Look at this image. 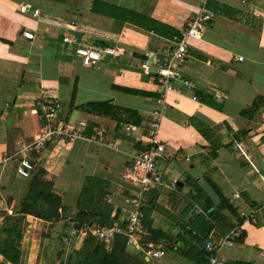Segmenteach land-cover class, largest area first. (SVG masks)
I'll use <instances>...</instances> for the list:
<instances>
[{"label": "crops", "instance_id": "crops-1", "mask_svg": "<svg viewBox=\"0 0 264 264\" xmlns=\"http://www.w3.org/2000/svg\"><path fill=\"white\" fill-rule=\"evenodd\" d=\"M200 8L210 19L186 40L180 63L193 86L173 80L161 94L140 63L160 59ZM23 29L33 38H24ZM77 45H106L119 55L83 66ZM40 97L58 99L59 118L84 120L87 133L104 126V142L113 145L48 143L31 153L30 176H19L18 144L39 129L42 112L33 110ZM158 99L164 152L155 167L166 180L176 179L177 189L142 192L121 174L144 145L143 128ZM119 122L136 126V135L123 133ZM263 153L264 0H0V228L6 218L16 220L15 264H53L80 247L82 239L68 238L65 229L78 227V193L91 178L99 209L89 225L120 223L131 210L126 199L138 195L142 232L131 238L138 248L126 243L124 251L144 252L147 264H204L203 240L216 244L232 230L238 236L219 253L223 263L264 264ZM35 176L59 196L64 210L56 221L21 210ZM140 234L163 254L147 257Z\"/></svg>", "mask_w": 264, "mask_h": 264}, {"label": "built area", "instance_id": "built-area-1", "mask_svg": "<svg viewBox=\"0 0 264 264\" xmlns=\"http://www.w3.org/2000/svg\"><path fill=\"white\" fill-rule=\"evenodd\" d=\"M27 4H23L18 8L20 13H24ZM38 10L34 9L32 15H37ZM210 19V13L204 8H200L193 17L186 21V25L180 30L179 38L172 37V46L166 48L165 54L158 60L154 61V56L142 60L140 63V73L146 76H153L155 83L162 89L161 94L165 90L171 89V81L179 80L187 89L192 88V83L182 77L180 72V63L186 54V40L189 37L198 36L204 27V23ZM20 34L26 39H32L33 33L28 29H23ZM63 41H69L68 36L62 38ZM74 52L79 56L83 66H95L104 55L116 56L119 53L109 46L91 47L85 45H77ZM241 60V57H237ZM154 61V62H153ZM153 62L154 65H150ZM158 108L150 112L149 118L144 125V145L132 157L129 166L122 172L121 177L129 183L136 185L140 191H147L152 188H165L169 190L177 189L176 179L166 180L156 169L155 161L158 157H162L164 146L157 137V132L164 108L163 99H158ZM34 110L38 107L42 112V122L40 123L37 133L28 141H20L18 144V162L15 166V172L24 178L30 176L34 170V164L30 159L32 152H37L48 143L58 141H70L72 139H88L93 142H100L109 146L113 145L110 141L104 142L107 137V129L104 126H96L89 133L86 132V122L78 120L74 123H65L59 118L61 102L56 98L40 97L34 101ZM118 128L126 134L136 135L138 128L131 124L119 122ZM264 154V153H263ZM245 156V155H244ZM246 157V156H245ZM247 158V157H246ZM248 159V158H247ZM264 163V157H263ZM264 179V178H263ZM264 185V180H263ZM264 187V186H263ZM234 193L232 198H236ZM131 205L126 216L120 223H112L107 226L82 225L76 227L70 223L65 229L68 238H80L86 236L96 238L108 247L115 236L125 237L126 243L133 244L138 248L137 243L132 240L135 233L142 232L143 214L139 209L138 195L126 199ZM264 211V201L261 204ZM198 210V209H197ZM238 236L237 230H232L224 235L216 244L210 238L204 239L202 249L206 253L204 264H224L219 253L225 247L233 244L234 238ZM161 250H147L145 255L151 258H157L162 255ZM66 258V257H65ZM65 258L55 261L53 264H65Z\"/></svg>", "mask_w": 264, "mask_h": 264}, {"label": "trees", "instance_id": "trees-1", "mask_svg": "<svg viewBox=\"0 0 264 264\" xmlns=\"http://www.w3.org/2000/svg\"><path fill=\"white\" fill-rule=\"evenodd\" d=\"M96 185L97 180L91 178L86 187L78 193L77 206L80 207L76 215L78 227L89 224L94 216L92 210L99 209V203L95 199L99 193ZM58 209L60 212L64 210L60 204L59 196L52 191L50 182L36 176L33 177L24 196L21 210L31 212L34 216L48 221H56L60 217ZM18 237L16 220L6 218L4 227L0 228V256L11 264H15L18 258L16 244ZM144 239L146 240L147 237L144 236ZM125 244V237L120 235L115 236L108 247L93 237L86 236L80 247L66 256L65 264H118L116 254L119 250L124 251ZM140 245L145 247V251L149 250L143 241ZM2 263L0 261V264Z\"/></svg>", "mask_w": 264, "mask_h": 264}, {"label": "rangeland", "instance_id": "rangeland-1", "mask_svg": "<svg viewBox=\"0 0 264 264\" xmlns=\"http://www.w3.org/2000/svg\"><path fill=\"white\" fill-rule=\"evenodd\" d=\"M261 176H262L261 185H263L264 175ZM94 239L98 241L96 238ZM141 243H142V235L140 234L139 244ZM132 251L133 252H126V251L124 252L119 250L116 254L118 264H147V262L144 260V252L138 251L134 248L132 249ZM150 262H153V260H151Z\"/></svg>", "mask_w": 264, "mask_h": 264}]
</instances>
